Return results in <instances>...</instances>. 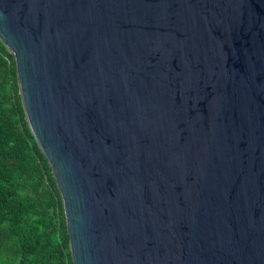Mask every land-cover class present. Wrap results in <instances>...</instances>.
<instances>
[{
	"label": "water",
	"instance_id": "obj_1",
	"mask_svg": "<svg viewBox=\"0 0 264 264\" xmlns=\"http://www.w3.org/2000/svg\"><path fill=\"white\" fill-rule=\"evenodd\" d=\"M73 264H264V0H0Z\"/></svg>",
	"mask_w": 264,
	"mask_h": 264
},
{
	"label": "trees",
	"instance_id": "obj_2",
	"mask_svg": "<svg viewBox=\"0 0 264 264\" xmlns=\"http://www.w3.org/2000/svg\"><path fill=\"white\" fill-rule=\"evenodd\" d=\"M0 264H73L62 202L0 42Z\"/></svg>",
	"mask_w": 264,
	"mask_h": 264
}]
</instances>
